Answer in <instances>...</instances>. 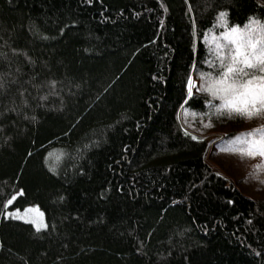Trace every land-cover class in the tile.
Here are the masks:
<instances>
[{
  "label": "trees",
  "instance_id": "obj_1",
  "mask_svg": "<svg viewBox=\"0 0 264 264\" xmlns=\"http://www.w3.org/2000/svg\"><path fill=\"white\" fill-rule=\"evenodd\" d=\"M220 12L264 22L258 0H0V264H264V201L179 119L230 140L246 121L187 95ZM29 207L44 229L4 218Z\"/></svg>",
  "mask_w": 264,
  "mask_h": 264
},
{
  "label": "snow or ice",
  "instance_id": "obj_2",
  "mask_svg": "<svg viewBox=\"0 0 264 264\" xmlns=\"http://www.w3.org/2000/svg\"><path fill=\"white\" fill-rule=\"evenodd\" d=\"M86 2L90 4L92 0ZM225 17V12H220L217 16V24L223 25L224 29L214 40L215 50L209 53L212 58L205 60L209 70L201 71L199 74L200 84L197 91L204 94L205 106L209 107V111L202 115L245 120L264 116V22L250 17L241 30L239 25L229 27ZM252 25H255V30L249 32ZM187 84V95L191 97L193 96L191 73L188 75ZM0 87L3 85L0 84ZM40 99L44 100L45 97L41 96ZM214 100L219 103H213ZM191 139L198 138L192 136ZM232 139L238 142L237 145L225 151L239 153L242 158L260 157V163L254 166V170L264 168V126L239 133ZM11 203V199L7 200L4 207L7 208ZM9 216L21 219L18 215L4 212L5 219ZM25 222H30L37 231L45 227L38 224L36 218Z\"/></svg>",
  "mask_w": 264,
  "mask_h": 264
},
{
  "label": "rangeland",
  "instance_id": "obj_3",
  "mask_svg": "<svg viewBox=\"0 0 264 264\" xmlns=\"http://www.w3.org/2000/svg\"><path fill=\"white\" fill-rule=\"evenodd\" d=\"M258 1L264 4V0ZM248 31L253 32V29L250 27ZM212 37L216 39L218 35H213ZM211 41H213L212 43L214 44V40L211 39ZM220 42L223 43V41ZM199 84L200 83L198 79L193 76V94L197 91ZM183 118V114L180 113L179 119L182 129L185 133L191 137L196 136L198 138L197 140L199 141L208 142V150L205 155V162L208 164V166L214 172L220 173V176L230 182L248 199L253 201H264V183H261V181H264V168H261L258 171L254 170V166L260 163V157L242 158L239 153L225 151L226 149H232L235 147L238 142L233 139H228L226 137V132L224 131H214L206 134L195 133L188 125L189 118L187 117V123L183 122ZM261 126H264V116H258L254 119L246 120L245 122L241 123L235 136H237L239 133L248 132L252 128ZM26 209L28 211H25ZM26 209L22 211H14L12 213L21 217V219H17L19 221H31L33 218H36L38 224L45 225L43 214L38 208L29 207ZM25 223L31 224L30 222ZM44 228L45 227H41L39 230Z\"/></svg>",
  "mask_w": 264,
  "mask_h": 264
}]
</instances>
